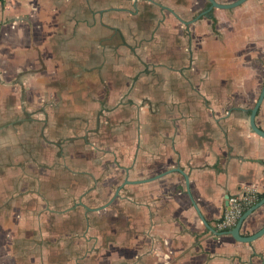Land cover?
I'll return each mask as SVG.
<instances>
[{
    "label": "crops",
    "instance_id": "crops-1",
    "mask_svg": "<svg viewBox=\"0 0 264 264\" xmlns=\"http://www.w3.org/2000/svg\"><path fill=\"white\" fill-rule=\"evenodd\" d=\"M206 2L0 0V264H264V0Z\"/></svg>",
    "mask_w": 264,
    "mask_h": 264
},
{
    "label": "water",
    "instance_id": "water-1",
    "mask_svg": "<svg viewBox=\"0 0 264 264\" xmlns=\"http://www.w3.org/2000/svg\"><path fill=\"white\" fill-rule=\"evenodd\" d=\"M246 0H233L231 2L228 3H222V2H217L216 0H207V2L209 3V5L201 10L199 13L196 14V16L191 20V22L197 20L198 18H200L201 16H205L207 15L210 11H213V9L218 8V9H230V8H234L237 7L241 4H243ZM185 24H188L189 21H183ZM264 98V80L260 89V92L258 94V97L253 105V107L250 110V114H249V126L250 128L253 130V132H255L256 134L264 137V131L261 130L255 122V116L256 113L258 111V108L262 102ZM178 171H180L179 169H177ZM264 204V196H262L259 200H257L255 203H253L249 208H247L243 214L239 217V219L237 220L235 226L233 228H231L230 230H228L227 232L229 234H231V236L238 240V241H242V242H251L253 240H255L256 238L260 237L262 234H264V225L258 229L256 232L248 235V236H242L240 234V227L242 222L245 220V218L251 213L253 212L255 209H257L258 207L262 206ZM205 222V221H204ZM205 225L207 227H209L210 229H212L206 222ZM213 230V229H212Z\"/></svg>",
    "mask_w": 264,
    "mask_h": 264
},
{
    "label": "built area",
    "instance_id": "built-area-1",
    "mask_svg": "<svg viewBox=\"0 0 264 264\" xmlns=\"http://www.w3.org/2000/svg\"><path fill=\"white\" fill-rule=\"evenodd\" d=\"M256 201L257 196L251 192H239L228 196L227 208L216 221L215 229L224 232L233 228L243 212Z\"/></svg>",
    "mask_w": 264,
    "mask_h": 264
},
{
    "label": "trees",
    "instance_id": "trees-1",
    "mask_svg": "<svg viewBox=\"0 0 264 264\" xmlns=\"http://www.w3.org/2000/svg\"><path fill=\"white\" fill-rule=\"evenodd\" d=\"M217 2H218V1H217ZM208 5H209V3L206 2L205 8H206ZM205 8H204V9H205ZM207 16H209V17L213 20V23H214L215 18H214L213 15H212V11H210V12L207 14ZM262 196H263V195H258V196H257V199L259 200Z\"/></svg>",
    "mask_w": 264,
    "mask_h": 264
}]
</instances>
